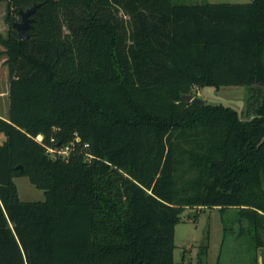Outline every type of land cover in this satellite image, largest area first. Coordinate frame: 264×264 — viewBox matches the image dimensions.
I'll use <instances>...</instances> for the list:
<instances>
[{
	"label": "trees",
	"instance_id": "obj_1",
	"mask_svg": "<svg viewBox=\"0 0 264 264\" xmlns=\"http://www.w3.org/2000/svg\"><path fill=\"white\" fill-rule=\"evenodd\" d=\"M0 1L9 77L0 117V264H173L185 208L237 210L246 221L235 234L242 264H258L264 0ZM32 2L30 36L21 40L12 22ZM222 86L251 89L245 119L181 99ZM49 146L70 151L53 158ZM19 176L44 200L21 201ZM207 249L200 245L198 264Z\"/></svg>",
	"mask_w": 264,
	"mask_h": 264
},
{
	"label": "rangeland",
	"instance_id": "obj_2",
	"mask_svg": "<svg viewBox=\"0 0 264 264\" xmlns=\"http://www.w3.org/2000/svg\"><path fill=\"white\" fill-rule=\"evenodd\" d=\"M172 1L178 4H203L247 3L250 0ZM118 16L122 21L128 19V17L122 16L120 13ZM2 19L5 22V15ZM5 27L8 29L7 25ZM1 84H3L2 81H0V88L2 87ZM191 94L201 98L205 104L230 107L238 112L241 119H245L247 104L253 92L248 87L222 86L218 89L214 87L199 88L193 90ZM1 104L2 102L0 101ZM3 140L4 136L0 134V142ZM13 181L21 201L44 200V192L35 188L26 176L15 177ZM241 221L235 209L220 211L218 208H185L180 214L179 222L174 227L173 264H198L199 247L204 244L208 245L207 253L204 257L205 264H242L245 254L243 255L241 246H237L239 238L237 239L235 236L236 226ZM225 227L227 232L224 235L223 229Z\"/></svg>",
	"mask_w": 264,
	"mask_h": 264
},
{
	"label": "water",
	"instance_id": "obj_3",
	"mask_svg": "<svg viewBox=\"0 0 264 264\" xmlns=\"http://www.w3.org/2000/svg\"><path fill=\"white\" fill-rule=\"evenodd\" d=\"M38 6L37 3L32 2L30 7L27 9H19L17 11V14L19 16V19L17 21L12 22V27L17 33V36L21 40H27L29 38L28 30L30 29L32 23H33V13L35 11V8ZM181 99L184 100L187 103H191L193 105H204V101L193 95V94H183L181 95ZM259 264L261 263V257H259Z\"/></svg>",
	"mask_w": 264,
	"mask_h": 264
},
{
	"label": "crops",
	"instance_id": "obj_4",
	"mask_svg": "<svg viewBox=\"0 0 264 264\" xmlns=\"http://www.w3.org/2000/svg\"><path fill=\"white\" fill-rule=\"evenodd\" d=\"M6 7H7L6 2L0 1V34L3 36L7 32V28L5 27L6 24L2 19L3 16L5 15ZM3 61L4 58L0 59V67L3 65ZM0 81H2L3 83L1 84L2 87L0 88V98H1L0 101L2 102V104L0 105V117L5 118L7 116V111H8V86H9L8 71L5 65H3L0 70ZM245 225H246V221L243 219L241 226H245ZM263 238H264V233H263ZM259 257H261V263L263 264L264 252H262L261 249L258 251V256H257L258 264H259Z\"/></svg>",
	"mask_w": 264,
	"mask_h": 264
},
{
	"label": "built area",
	"instance_id": "obj_5",
	"mask_svg": "<svg viewBox=\"0 0 264 264\" xmlns=\"http://www.w3.org/2000/svg\"><path fill=\"white\" fill-rule=\"evenodd\" d=\"M37 140H38V139H37ZM38 141L40 142L41 139L38 140ZM51 141H52V139H51ZM46 151H47L48 153H50L51 156H52L53 158L58 157V156H60V157H64V158H65V157L68 155L70 149H69L68 146H66V147H64V148H59V149H57V148H52V147L49 146V147L46 148Z\"/></svg>",
	"mask_w": 264,
	"mask_h": 264
}]
</instances>
